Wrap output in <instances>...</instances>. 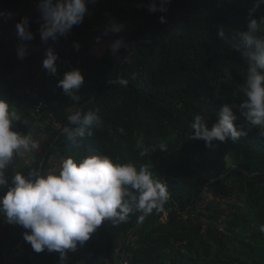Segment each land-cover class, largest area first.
Wrapping results in <instances>:
<instances>
[{"label": "trees", "instance_id": "trees-1", "mask_svg": "<svg viewBox=\"0 0 264 264\" xmlns=\"http://www.w3.org/2000/svg\"><path fill=\"white\" fill-rule=\"evenodd\" d=\"M19 1L0 0V99L21 116L11 130L31 133L34 140L41 132L46 138L26 153L27 165L19 167L21 153L14 155L6 178L10 181L16 172L27 176L33 169L48 174L68 157L103 154L114 163L148 165L153 178L167 184L169 199L163 211L153 210L143 222L138 221L142 213L137 211L117 225L103 222L84 246L68 251L63 261L59 253L47 249L36 253L24 240L30 230L0 215L5 224L0 231V264H8L15 252L18 264H264V232L260 231L264 225V136L252 128L235 143L214 141L209 148L205 141L192 139L191 128L195 115H204L211 128L223 104L238 106L246 99L241 86L247 65L232 42L246 30L253 0H170L164 5L166 12L155 13L149 12V5L159 8L161 0L135 4L133 0L131 5L102 0L103 11L87 5L86 14L97 13V20L85 14L68 34L46 43L39 35L40 0H28L34 8L27 15L18 11ZM22 17L29 18L31 41L17 34L16 24ZM103 17L109 26L137 22L115 55L110 49L99 56L93 46L97 37L110 31L100 23ZM254 18H264V5ZM221 27L224 40L216 35ZM258 35L264 36V24ZM21 44L27 48L23 60L16 52ZM74 44H79V51ZM48 48L62 51L58 68L79 69L86 80L75 93L79 99L61 93L54 111L59 129L54 121L34 116V100L24 92L25 87L36 88L38 98H49L45 93L49 78L41 74ZM70 108L80 110L82 117L95 112L102 127L85 126L82 121L70 125ZM234 112L239 117L236 123L247 131L238 109ZM66 127H83L85 136L69 140L63 131ZM89 130L92 136H87ZM141 136L146 146L155 148L144 157L136 148ZM162 142L167 145L165 152L158 147Z\"/></svg>", "mask_w": 264, "mask_h": 264}, {"label": "clouds", "instance_id": "clouds-1", "mask_svg": "<svg viewBox=\"0 0 264 264\" xmlns=\"http://www.w3.org/2000/svg\"><path fill=\"white\" fill-rule=\"evenodd\" d=\"M94 0H40L37 10L40 13L39 35L43 42L50 38L55 41L58 36H65L74 26L83 22L87 12V5ZM170 0H161V6L149 5V12H166L165 4ZM264 0H253V6L248 10L246 30L240 31L232 42V48L241 52L247 65V77L241 91L246 99L237 105L223 104L216 113V122L207 127L204 115L194 116L191 128L192 139L203 140L206 147L213 148L214 141L232 143L248 134L252 128H258L264 136V36L258 35L264 18H254V14ZM0 15H3L0 13ZM11 14H9L10 16ZM161 23L165 18L161 16ZM18 36L25 41H31L34 34L29 27V18L22 17L16 24ZM122 24L113 23L110 31L119 33ZM216 35L226 39L223 28H219ZM99 42V38H97ZM123 46V40L118 39L110 45L115 55ZM79 44H74L79 51ZM17 57L23 60L27 56V48L21 44L16 48ZM58 56L51 48L46 49L42 67L51 75L57 74L56 61ZM229 75V73H226ZM123 85L127 81L120 80ZM84 84V76L79 69H73L64 74L59 80L58 87L73 100L79 99L75 95ZM217 98H219L217 94ZM234 109H238L240 116L248 125H238L239 117ZM67 117L70 125L80 124L102 127V120L92 111L83 115L80 110L68 109ZM21 121L15 108L0 99V215L7 222L22 226L26 230L24 240L29 243L36 253L57 252L63 261L68 251L75 252L77 246H84L91 235L105 221L113 225L126 222L134 211L142 213L138 217L143 222L153 210L163 211L169 199L165 182L154 179L153 171L148 165L137 168L133 163H114L108 155H92L82 159L68 157L63 160L59 173L42 174L31 170L27 176L16 172L9 181L6 170L13 161L14 155L21 152L30 153L38 146L31 133L27 135L13 131L14 122ZM69 140L75 141L76 136L84 137L85 130L64 128ZM123 133L124 129H119ZM92 131L87 136H92ZM161 152L167 151L165 143L159 144ZM140 149L139 155L144 157L155 151L145 145L141 136L136 142ZM264 232V225L260 228Z\"/></svg>", "mask_w": 264, "mask_h": 264}, {"label": "rangeland", "instance_id": "rangeland-1", "mask_svg": "<svg viewBox=\"0 0 264 264\" xmlns=\"http://www.w3.org/2000/svg\"><path fill=\"white\" fill-rule=\"evenodd\" d=\"M101 1L102 0H98V1L97 0H94V2H89L88 4L90 6H100V10L103 11L104 7L101 4ZM117 1H119L123 5H131L133 3V0H117ZM137 2H138V0H134V4L137 3ZM33 8H34L33 5L28 0H20L19 3H18V11L20 12V14H24V15L30 14L31 11L33 10ZM88 16H91V14L88 13ZM103 18H105V17H103ZM107 20L108 19L105 18V19L101 20L100 23L101 24L104 23L105 26H109L108 23H106ZM116 24H122L123 25V28H122V30L119 33H113V32H111L112 37L110 35L111 38L109 39L111 44H113L116 41V39L118 40V38L119 39H122V40H125L129 36V34L131 32V29H133L137 25V22L130 20L128 22V24H125L124 25L122 21H118ZM109 28H110V26H109ZM54 53L58 56V58H60L62 56V51L60 49L59 50H55ZM101 54H104V53L97 52V55L100 56ZM15 74H16L17 77L20 76V73L18 71H16ZM62 75H64V70L60 69L57 72L56 77H60ZM82 75L84 76V84L82 85L81 88H83L86 85L85 75L84 74H82ZM45 138H46V136H44V133L39 132L38 135L36 136V141H38L39 143H41ZM27 164H28V159L26 158V153L25 152H21V160H20L19 167H23V166H25ZM57 164L58 165L51 170V172H54L56 174L59 173L58 171L60 170V166H61L59 163H57ZM18 257H19V254L17 252H15L14 254H12V257H10L9 260H8V264H18V262L16 261V259Z\"/></svg>", "mask_w": 264, "mask_h": 264}, {"label": "built area", "instance_id": "built-area-1", "mask_svg": "<svg viewBox=\"0 0 264 264\" xmlns=\"http://www.w3.org/2000/svg\"><path fill=\"white\" fill-rule=\"evenodd\" d=\"M97 38H99V42H97V39H96L93 43V46L95 48L100 47L105 43V39L102 36H99ZM95 48L92 51L93 55H95L94 53ZM86 56L87 54L85 55V57ZM81 61L82 60H80L77 63V65H80ZM59 70L60 68L57 67V72ZM41 74L49 78V82L45 89V93L49 96V98L47 99L38 98V89L36 88L25 87L24 92L34 100V110H33L34 116H36L37 118L43 117L44 119L47 120V123L54 121V126L57 129H59L60 125H58L55 122L54 111L60 103L61 93L63 92V90L57 86L58 82H56V78H57L56 75L49 74L47 70H45L42 67V62H41ZM40 125L43 129L45 128L43 124H40ZM2 227H5V224L0 221V231L2 230Z\"/></svg>", "mask_w": 264, "mask_h": 264}, {"label": "crops", "instance_id": "crops-1", "mask_svg": "<svg viewBox=\"0 0 264 264\" xmlns=\"http://www.w3.org/2000/svg\"><path fill=\"white\" fill-rule=\"evenodd\" d=\"M104 10V9H103ZM91 16H88V13L86 14V17L90 20H97V13L95 12H90ZM123 22V21H122ZM127 30V29H126ZM105 36L103 37L104 39H106L105 41V44L103 46H100V47H96V50L97 52L99 53H107L109 50H110V38L112 37V34H111V31H108V32H105ZM108 33V34H107ZM111 35V37H110ZM119 37V36H118ZM116 39V38H115ZM114 39V40H115ZM119 39V38H118ZM117 40V39H116ZM124 42V40H123ZM65 72V71H64ZM65 74V73H64ZM64 75L60 76V77H57V78H60V79H63Z\"/></svg>", "mask_w": 264, "mask_h": 264}, {"label": "water", "instance_id": "water-1", "mask_svg": "<svg viewBox=\"0 0 264 264\" xmlns=\"http://www.w3.org/2000/svg\"><path fill=\"white\" fill-rule=\"evenodd\" d=\"M225 0H222V2H224ZM136 51V50H135ZM134 53V52H133ZM132 56V55H131ZM131 56H129V58L128 59H130L131 58Z\"/></svg>", "mask_w": 264, "mask_h": 264}]
</instances>
